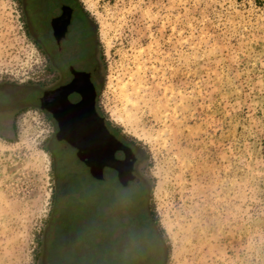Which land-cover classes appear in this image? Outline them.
Wrapping results in <instances>:
<instances>
[{
	"label": "rangeland",
	"instance_id": "obj_1",
	"mask_svg": "<svg viewBox=\"0 0 264 264\" xmlns=\"http://www.w3.org/2000/svg\"><path fill=\"white\" fill-rule=\"evenodd\" d=\"M85 1L102 106L148 164L152 239L52 219V125L27 88L43 65L21 0H0V81L26 104L0 135V264H264V0Z\"/></svg>",
	"mask_w": 264,
	"mask_h": 264
},
{
	"label": "flooded vegetation",
	"instance_id": "obj_2",
	"mask_svg": "<svg viewBox=\"0 0 264 264\" xmlns=\"http://www.w3.org/2000/svg\"><path fill=\"white\" fill-rule=\"evenodd\" d=\"M21 2L43 65L27 87L31 89L29 104L42 109L52 125L48 147L57 167L52 219H62L64 232L74 230L75 221L84 232L88 230L86 213L94 211L102 237L106 229L116 245L129 236L149 247L150 220L145 212L151 185L148 164L102 106L104 58L86 1ZM6 84L15 95L8 94ZM23 88L0 81V135L8 139L14 138L17 117L26 106L19 94ZM98 230L90 231L97 239ZM57 243L52 246L54 258L59 254ZM88 244L77 243L79 249L71 253L85 261L87 251L83 249Z\"/></svg>",
	"mask_w": 264,
	"mask_h": 264
}]
</instances>
